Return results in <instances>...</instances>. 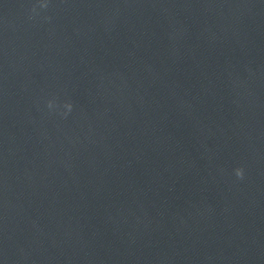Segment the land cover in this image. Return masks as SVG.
I'll use <instances>...</instances> for the list:
<instances>
[{
  "label": "water",
  "instance_id": "95a60500",
  "mask_svg": "<svg viewBox=\"0 0 264 264\" xmlns=\"http://www.w3.org/2000/svg\"><path fill=\"white\" fill-rule=\"evenodd\" d=\"M0 264H264V0H0Z\"/></svg>",
  "mask_w": 264,
  "mask_h": 264
},
{
  "label": "clouds",
  "instance_id": "9594fccd",
  "mask_svg": "<svg viewBox=\"0 0 264 264\" xmlns=\"http://www.w3.org/2000/svg\"><path fill=\"white\" fill-rule=\"evenodd\" d=\"M70 107V106H69ZM236 176L238 177V178H243V176H244V171H243V169L242 168H238V169H236Z\"/></svg>",
  "mask_w": 264,
  "mask_h": 264
}]
</instances>
